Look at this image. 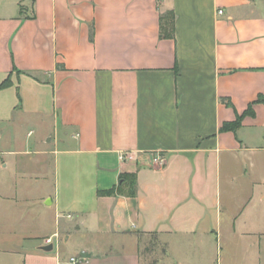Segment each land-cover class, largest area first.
Masks as SVG:
<instances>
[{
	"label": "crops",
	"instance_id": "obj_1",
	"mask_svg": "<svg viewBox=\"0 0 264 264\" xmlns=\"http://www.w3.org/2000/svg\"><path fill=\"white\" fill-rule=\"evenodd\" d=\"M152 233L264 236V0H0V264Z\"/></svg>",
	"mask_w": 264,
	"mask_h": 264
},
{
	"label": "rangeland",
	"instance_id": "obj_2",
	"mask_svg": "<svg viewBox=\"0 0 264 264\" xmlns=\"http://www.w3.org/2000/svg\"><path fill=\"white\" fill-rule=\"evenodd\" d=\"M25 128H14L12 131L16 138H18V146L23 142V134ZM16 131V132H15ZM9 215L16 214L15 210H9ZM51 237V242L47 243L46 239ZM62 239V236L58 233H54L50 236L43 238L45 244H51L53 241ZM102 243L104 241H110L111 246H100L99 250L103 252L109 248L105 258L101 264H132L121 262L115 259L116 256H121V248L116 243L117 239L109 237L105 239H98ZM257 243L255 241V247L250 251L245 252V246L239 242H229L227 236L217 238L215 234L209 233L205 237H193V238H169V243L165 246L163 237L157 234H146L139 236V245L133 254L126 253L130 259H136L137 264H229L235 262L237 264H247L251 262L253 264H264V236L259 239ZM86 238L78 235H74L69 241L68 246L62 247V254L68 256L74 253L81 243H85ZM246 245V244H245ZM247 246V245H246ZM56 247H54V250ZM119 249V251H118ZM130 250V249H129ZM248 250V249H247ZM131 251V250H130ZM77 256L84 258L83 263L87 261V254L81 252ZM111 257V258H109ZM47 264V263H46ZM49 264V263H48ZM91 264V263H90Z\"/></svg>",
	"mask_w": 264,
	"mask_h": 264
},
{
	"label": "trees",
	"instance_id": "obj_3",
	"mask_svg": "<svg viewBox=\"0 0 264 264\" xmlns=\"http://www.w3.org/2000/svg\"><path fill=\"white\" fill-rule=\"evenodd\" d=\"M174 30V14L173 12L167 13L165 16V22L161 21L160 25V34L163 36H172ZM128 180L127 184V192L133 195L135 193V174L134 173H128L125 176ZM118 192H122V188L116 189ZM114 192V189H110L107 191H99V195H105V194H111Z\"/></svg>",
	"mask_w": 264,
	"mask_h": 264
},
{
	"label": "built area",
	"instance_id": "obj_4",
	"mask_svg": "<svg viewBox=\"0 0 264 264\" xmlns=\"http://www.w3.org/2000/svg\"><path fill=\"white\" fill-rule=\"evenodd\" d=\"M219 12H221V11H219ZM119 158L121 160H131V159H133V156L131 154L121 153L119 155ZM151 162L153 164H159V165L163 164V162H164V156H163V154L160 153V152H154L152 154V156H151ZM46 241H47V243H50L52 241L51 240V237H48L46 239ZM83 260H84V258L82 256H77L76 255V256H71L69 258L68 262L70 264H82L83 263Z\"/></svg>",
	"mask_w": 264,
	"mask_h": 264
},
{
	"label": "water",
	"instance_id": "obj_5",
	"mask_svg": "<svg viewBox=\"0 0 264 264\" xmlns=\"http://www.w3.org/2000/svg\"><path fill=\"white\" fill-rule=\"evenodd\" d=\"M42 249L45 251H50L52 249V244L44 245V246H42Z\"/></svg>",
	"mask_w": 264,
	"mask_h": 264
}]
</instances>
